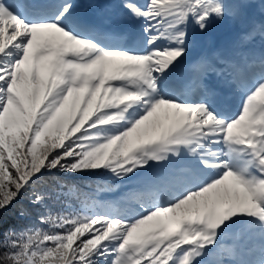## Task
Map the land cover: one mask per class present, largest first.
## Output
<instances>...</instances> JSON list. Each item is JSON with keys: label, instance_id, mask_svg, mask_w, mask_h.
I'll return each mask as SVG.
<instances>
[{"label": "snow or ice", "instance_id": "6c2138e0", "mask_svg": "<svg viewBox=\"0 0 264 264\" xmlns=\"http://www.w3.org/2000/svg\"><path fill=\"white\" fill-rule=\"evenodd\" d=\"M254 7L0 0V264H264Z\"/></svg>", "mask_w": 264, "mask_h": 264}, {"label": "trees", "instance_id": "16d2710c", "mask_svg": "<svg viewBox=\"0 0 264 264\" xmlns=\"http://www.w3.org/2000/svg\"><path fill=\"white\" fill-rule=\"evenodd\" d=\"M75 182L80 185H91L93 183V179L83 177V178H78ZM87 190L88 189H86V191ZM5 216H6V221H7L5 224V227L11 224V225H14L17 229H21L29 225H32L35 223V220H36L34 216L31 217L30 219L20 218L17 215H15L12 210H9V212L6 213Z\"/></svg>", "mask_w": 264, "mask_h": 264}, {"label": "bare ground", "instance_id": "6f19581e", "mask_svg": "<svg viewBox=\"0 0 264 264\" xmlns=\"http://www.w3.org/2000/svg\"><path fill=\"white\" fill-rule=\"evenodd\" d=\"M255 20L257 21L256 14H255ZM235 33H236V32H234V33H232V34H231V33H224V34H222L221 37L217 39L219 45L225 44V43H227L228 41H230V40H231V37H233V36L235 35ZM261 47H262V46H261ZM261 47H260V49H261ZM260 49H259V50H260ZM259 50H258V51H259ZM186 66H187V64L182 65L180 68H185Z\"/></svg>", "mask_w": 264, "mask_h": 264}, {"label": "rangeland", "instance_id": "374dc122", "mask_svg": "<svg viewBox=\"0 0 264 264\" xmlns=\"http://www.w3.org/2000/svg\"><path fill=\"white\" fill-rule=\"evenodd\" d=\"M86 178H88V177H86Z\"/></svg>", "mask_w": 264, "mask_h": 264}]
</instances>
